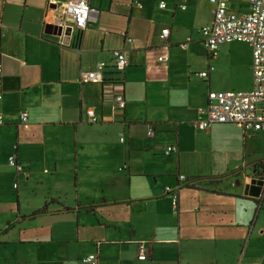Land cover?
I'll return each instance as SVG.
<instances>
[{
    "label": "crops",
    "instance_id": "0c3cea01",
    "mask_svg": "<svg viewBox=\"0 0 264 264\" xmlns=\"http://www.w3.org/2000/svg\"><path fill=\"white\" fill-rule=\"evenodd\" d=\"M63 1L0 0V261L264 264L262 167L196 158L217 148L220 125L196 128L197 110L209 91L251 88L250 47L234 41L209 55L200 32L209 0H88L97 14L78 41L76 31L47 33ZM248 1L228 7L247 11ZM113 49L126 53L122 74ZM97 62L104 82H83ZM168 145L177 151L164 154ZM253 178L263 180L258 196L248 194Z\"/></svg>",
    "mask_w": 264,
    "mask_h": 264
},
{
    "label": "built area",
    "instance_id": "2783aa9c",
    "mask_svg": "<svg viewBox=\"0 0 264 264\" xmlns=\"http://www.w3.org/2000/svg\"><path fill=\"white\" fill-rule=\"evenodd\" d=\"M229 0H209L212 9V20L209 24L201 27V41L206 47L211 57L215 56L220 45L230 42L246 43L251 49V77L252 86L247 91H209L208 103L206 107H199L198 119L194 125L200 130H206L214 124H236L243 133L264 132V0H249L248 10L239 11L228 7ZM55 10L54 23L61 28V33L76 31L78 35L87 27L89 21L96 18L97 10L93 8L88 0H64L59 4L53 2ZM165 6L164 2L158 5ZM184 8V6H181ZM169 29H161L159 38L167 39ZM77 41L79 40L76 39ZM114 69L122 74L127 65L126 53L123 49H113ZM158 61H167L166 55L158 56ZM103 62H97L95 68L84 73L81 77L83 82H104ZM204 78L206 71L199 73ZM114 84H120L121 80L116 79ZM113 100L118 109L125 107L126 101L122 90L114 93ZM86 116L91 122H96L97 118L93 109L86 110ZM21 120L27 121V113L21 112ZM1 121V115H0ZM146 134L152 136L154 128L149 126ZM122 141V138H120ZM177 151L175 145H168L164 149V154ZM7 164L20 171L22 166L17 162L14 154L7 158ZM184 180L182 175L178 176ZM165 191L171 198V204L177 206V192L170 186L165 187ZM146 245L144 242L138 243V259L146 258ZM85 264H96L95 254H89L81 259Z\"/></svg>",
    "mask_w": 264,
    "mask_h": 264
},
{
    "label": "rangeland",
    "instance_id": "374dc122",
    "mask_svg": "<svg viewBox=\"0 0 264 264\" xmlns=\"http://www.w3.org/2000/svg\"><path fill=\"white\" fill-rule=\"evenodd\" d=\"M242 135L238 125L220 124L215 127L212 135L213 140L218 142L217 148L208 154H199L196 158L199 160L202 158L207 165L210 160H214L215 163L224 161L226 164L238 163L246 169L257 163V167H262L264 172V132ZM185 166L190 165L187 163ZM195 168L203 170V165L195 166ZM0 264H3V261H0Z\"/></svg>",
    "mask_w": 264,
    "mask_h": 264
},
{
    "label": "water",
    "instance_id": "95a60500",
    "mask_svg": "<svg viewBox=\"0 0 264 264\" xmlns=\"http://www.w3.org/2000/svg\"><path fill=\"white\" fill-rule=\"evenodd\" d=\"M47 33H54V34L61 33V28L56 27L55 25H48ZM250 183H251V186H249L250 188H249L248 194L251 196H258L261 191V185L263 183V180L253 178Z\"/></svg>",
    "mask_w": 264,
    "mask_h": 264
},
{
    "label": "trees",
    "instance_id": "16d2710c",
    "mask_svg": "<svg viewBox=\"0 0 264 264\" xmlns=\"http://www.w3.org/2000/svg\"><path fill=\"white\" fill-rule=\"evenodd\" d=\"M74 38H75V40H76V39L80 38V35L76 34V35L74 36ZM45 209H46V204L43 205V206L39 209V211H44ZM37 212H38V211H37Z\"/></svg>",
    "mask_w": 264,
    "mask_h": 264
}]
</instances>
